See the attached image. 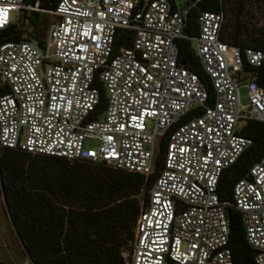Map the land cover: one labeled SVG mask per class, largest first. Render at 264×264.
Returning <instances> with one entry per match:
<instances>
[{
    "label": "built area",
    "instance_id": "2783aa9c",
    "mask_svg": "<svg viewBox=\"0 0 264 264\" xmlns=\"http://www.w3.org/2000/svg\"><path fill=\"white\" fill-rule=\"evenodd\" d=\"M183 1L179 12L173 0H58L45 11L52 21L42 48L0 43V148L105 163L146 179L167 138L123 263L233 264L232 208L254 263L264 264V156L233 184L230 199L217 195L224 170L252 143L237 127L264 123L256 76L264 50L224 43L222 12H199L197 34L188 35V15L202 0ZM21 9L39 11L37 3L0 0V31ZM180 40L190 42L209 78L211 102L198 76L178 62ZM192 110L200 113L182 121ZM86 140L96 147L86 148Z\"/></svg>",
    "mask_w": 264,
    "mask_h": 264
},
{
    "label": "trees",
    "instance_id": "16d2710c",
    "mask_svg": "<svg viewBox=\"0 0 264 264\" xmlns=\"http://www.w3.org/2000/svg\"><path fill=\"white\" fill-rule=\"evenodd\" d=\"M57 2L23 0L29 6L37 3L39 11L21 9L17 24L0 31V43L28 40L42 48L51 23V15L45 11L52 10ZM206 11L223 13L220 38L224 43L264 50V25H259V20H264V0H202L188 15V35L197 34V14ZM122 44L129 46L130 37ZM178 62L198 76L211 102L210 80L188 40L179 41ZM256 76L264 88V68L258 69ZM3 92L0 88V95ZM199 113L192 110L182 121ZM236 132L252 143L222 173L217 186L221 201L231 198L233 184L264 156V123L246 121ZM166 145L167 138H163L154 171L146 179L105 163L68 161L0 148L1 193L12 229L30 262L124 264L121 250L130 244L132 250L140 203L147 202V192L163 168ZM227 216L233 264H255L254 250L245 241L239 213L229 208Z\"/></svg>",
    "mask_w": 264,
    "mask_h": 264
},
{
    "label": "rangeland",
    "instance_id": "374dc122",
    "mask_svg": "<svg viewBox=\"0 0 264 264\" xmlns=\"http://www.w3.org/2000/svg\"><path fill=\"white\" fill-rule=\"evenodd\" d=\"M144 3L148 0H142ZM177 11L181 12L185 6L183 0H173ZM23 13L12 12L10 21L17 24L20 16ZM260 19V18H259ZM52 21V16H50ZM259 25H264V20L260 19ZM28 41V40H26ZM30 42V41H28ZM194 46V43H192ZM240 103L245 106L248 103L247 91L245 88L240 89ZM97 143L95 141L86 140L84 146L86 148H94ZM123 257H129L131 254V244L125 249L121 250V255ZM27 259H29L23 251V248L17 239L10 221L8 219L7 208L2 199L1 187H0V262L3 264H23Z\"/></svg>",
    "mask_w": 264,
    "mask_h": 264
},
{
    "label": "water",
    "instance_id": "95a60500",
    "mask_svg": "<svg viewBox=\"0 0 264 264\" xmlns=\"http://www.w3.org/2000/svg\"><path fill=\"white\" fill-rule=\"evenodd\" d=\"M188 3H191L192 2V0H186ZM1 187V186H0ZM2 199H3V201H4V204H5V206H6V203H5V199H4V197L2 196Z\"/></svg>",
    "mask_w": 264,
    "mask_h": 264
}]
</instances>
